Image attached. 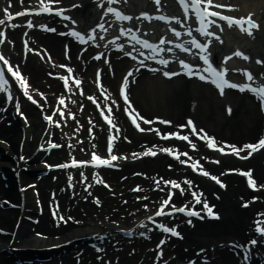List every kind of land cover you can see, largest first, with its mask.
I'll list each match as a JSON object with an SVG mask.
<instances>
[{
    "label": "bare ground",
    "instance_id": "1",
    "mask_svg": "<svg viewBox=\"0 0 264 264\" xmlns=\"http://www.w3.org/2000/svg\"><path fill=\"white\" fill-rule=\"evenodd\" d=\"M15 1L17 0H12V2ZM68 1L70 0H63L64 3ZM78 1L82 4L80 9L75 8L71 13L79 19L80 24L85 25L86 23H84V19L82 18L83 15L85 13L92 15L93 13V15L96 16V13L93 12L90 0H73L66 5ZM131 2L134 5L138 1L128 0V3H124L123 6L128 10L133 9L134 12L136 10L134 9L135 5L133 8ZM232 2H239L242 8H249L251 11H254V14L257 12L259 15L262 13L261 17L264 16V0H232ZM0 4H2L1 0ZM120 4L122 5L121 1ZM147 4L149 3L144 2L143 6L146 7L148 6ZM261 9H263V12ZM30 34L32 37L34 36L33 33ZM255 34L256 32L253 33L252 36L254 39H251V42L245 43V48L251 49L250 52L257 56L260 54L261 56L259 58L263 59L264 31L257 33V37H254ZM38 42L40 44H45L49 48L50 53L57 58L61 57L59 50L62 43L67 42L70 48L69 53L72 56L71 63H75L76 72H79L81 76L85 78L83 87L88 91L96 90L92 82L89 81V75H87L88 71L94 67L95 62L89 61L88 66L81 71V68H79L80 65L74 62L75 52L77 50L74 43L69 42L66 37L59 38L53 34L42 35V37L38 39ZM92 48H95L98 53L103 52L105 55H109L110 53L102 47L100 48L99 44L93 45L89 50ZM111 55H113V53H111ZM110 62L112 64L111 70H113L114 75L111 78L109 77V79L105 78L104 81L108 83L111 89L114 87L112 86L113 83L115 84L119 81L118 79L119 76H121L122 69L125 66H130V68H132L133 63L127 62V60L123 58L119 60L111 58ZM241 62L242 61H240V63ZM36 63V57L29 56L24 63L23 69L24 73L29 75V82H31V84L34 86H41L40 81L44 76L43 67L45 65L38 66ZM250 63H252V61ZM252 68L253 70L251 71L255 77H258L260 74L259 72L263 69L256 64H252ZM55 82L56 80L51 81V83ZM137 82V86L133 87L134 92L132 99H134L136 108L139 109L141 114L146 113L147 109L151 110L153 116L159 112V114H157L159 117L174 120L172 121L173 123L170 124L173 125L180 119V115L182 116L185 112V114H190L194 117L197 127L201 126L212 136L220 138V142H223V140H227V142L229 140L232 143L236 141L239 147H242L245 143H252L251 140L260 133L258 128V122L259 125L261 124V117L258 114L259 106L253 102L251 98L249 99L242 93L231 92L229 93L230 95L227 94L224 98L220 99L217 97L214 90L212 92L210 88L202 84L198 85L194 80L185 82L182 77L165 80L156 74H140ZM113 93L115 95V92ZM0 101H3L2 96H0ZM192 105H194L193 108H191ZM226 106L228 109L229 107L231 108V112H228L229 116L225 114ZM22 108L25 114H27L30 123L29 127L23 129L26 137L22 142V152H19L20 154H25L26 157L31 155L28 172H20L19 182H21V185H26L30 181H35L32 177L33 171L36 172L43 169L44 164L38 162V159L43 153L33 152V142L40 136V132L45 125L40 120V115L33 105L26 103ZM68 118L69 116H67L66 121H64L66 130L75 126L74 122L72 123ZM80 122L85 123L86 121ZM22 126L23 124L18 119L17 121H13L12 125L8 128L2 127L0 124V136L9 144V147L3 145L5 147L3 150H5L6 156L8 157L9 155L11 156L17 153ZM96 129L98 130V127ZM76 130L80 136V131L85 130V128H83V126H78ZM128 130L129 129H126V132ZM101 134L103 133L99 132L97 138L93 140V146L96 149H102L103 143L101 142ZM29 136H31V139L28 138ZM67 136L68 131L63 130H60L56 135V138L61 137L63 139L64 145L61 149L49 155L50 159L54 156H58V159H56L57 162L55 163L63 162L61 160L65 157H72V154H77L76 150L82 146L78 144L75 145L74 141L68 146L67 143L72 142V140ZM129 136L134 138V142L132 145L128 142H123L122 146H119L122 152L128 151H126L125 155L122 154V160L118 158L114 161L116 165L118 164L121 167V170L117 173L110 174L108 179L105 180L109 182L108 189L93 186L91 187L92 189L89 195V191L81 189L80 193L75 195L71 202H67V200L63 199L65 192L61 190L58 192V200H60L59 210L61 211L59 215L62 214L67 222L62 221L55 227L53 225V220L48 218L45 210L48 202L47 190L50 188L57 189L59 181L51 182L47 176L42 177L38 184V198L42 201L43 212L40 216L37 215L39 220L37 224L27 220L28 217H32L36 212L34 195L31 189L22 191V206L12 209L6 208L3 211L0 210V229L10 232V235L0 234V264H20L21 262H23L21 264H106V259L110 260L109 264H156L154 263L156 256L160 257L156 259L157 264H182V259L186 256L189 258L195 257L196 263L199 262L198 259L202 257L201 252H197L199 248H203L205 256L210 260L211 264H238V260L235 259L226 248L228 245H233L235 246L233 249L238 250L236 249V245L238 246L240 241L246 242V239L250 237V221L254 214H259L261 217L264 216V190H259L255 194L257 199L250 200L247 198L248 193L247 190L244 189V182L241 181L240 177L236 174L230 175L224 172V170L227 167L232 169L235 167V169H242L244 171L251 169L253 178L261 183L264 181V167L261 166L264 149H262L263 151L260 153L254 154L250 159L226 155L216 156L206 148L203 149L200 147L198 137L196 136H194L192 140L194 139V141L197 142L200 147L199 149L202 151L192 152L187 149L188 146L186 147L183 142L173 143L171 140L164 141L157 137L152 139L153 135L151 134L142 135L136 133L135 135L130 134ZM148 138L153 142H161V144L167 143L168 145H177L179 150L183 151L182 154L185 152L188 154L185 158L189 160V165L179 163L175 165L170 163L169 165H172V167L165 170L164 162L169 158L163 155V152H159L155 159L138 154L136 156L137 159L134 160L132 156L136 153L132 155L135 150L134 148L132 149L131 146H139L140 144L144 146V141ZM43 139H45V137ZM83 140V146L87 148V144L91 143L85 138ZM0 147H2L1 144ZM149 147L150 146L147 148ZM137 150L139 151V147ZM247 151L243 150L241 156ZM8 157L3 156L0 160V164L8 165L9 163L15 170L19 169L22 164L20 165L14 158L8 161ZM193 159H201L200 163L203 164V169H206L210 173L220 175V173L223 172L222 179L226 180L225 187H218L217 190L216 186L219 185L218 182H210L206 176L203 177L197 171L194 172L191 167ZM217 160L219 163L216 162ZM3 172L7 174L6 183H9V186L8 188L1 187L0 193H3V197L8 198L10 202H17L19 204V199L21 198L19 192L16 191L12 173L8 171V169H3ZM238 172L240 171H236L235 173L238 174ZM141 173L146 177L141 176ZM185 174L188 175L186 178H184ZM150 175H152L154 179H152ZM166 176L170 177V180L181 181L182 187L187 189L184 192L186 201H193V197L190 196L191 194L188 196V193L195 192L201 196L199 190H202L204 199H208V202L214 204L213 211H218L220 216L213 221L211 217L207 216L205 211H201V215H203L205 219L203 221L194 219L193 226H187L186 223L180 222V218L173 219L171 222L173 224H178V230L182 233L183 239L168 240V242L163 245L162 251L159 252L155 249V246L152 247V245H154L152 241L154 237L158 235L156 234L157 230L149 232L150 225L144 226V224H141V221L145 219L148 212L143 210L140 204H147L148 201L150 205L157 203L160 199L161 190L167 188L162 182V180L166 179L164 178ZM187 180L193 182L192 186L187 185ZM157 183H159L160 187H156ZM129 184L132 185L129 186ZM133 184L139 186L138 192L140 193L134 194V192L131 191L132 186H134ZM138 195L142 196L143 202L136 203L133 200V198ZM187 196L189 198H187ZM241 197L247 200L248 207H241L242 202L239 200ZM97 198L100 200L99 204L96 203ZM124 198L126 201H122ZM177 199L178 194L177 197L175 196L171 200L174 201ZM201 200L203 201L202 196ZM161 201L162 200H160V202ZM210 203L208 204L210 205ZM18 216H21L20 225L13 230ZM68 217L72 219H68ZM62 223L65 225H62ZM140 224L142 226H140ZM120 227L121 229L127 230L132 228L134 239H132L133 241L131 243L128 244L130 239L115 233V230ZM35 232H39L42 235L37 237ZM141 233H147V235L144 236L148 239L138 237ZM100 234L105 236V238L95 241L94 246L101 248L100 253H96L95 249L88 246L90 244L86 243H91L92 236L98 237ZM63 241H70V244L63 246ZM115 241H117L118 244L114 245ZM236 242L237 244H233ZM244 244L245 243H242L243 246ZM53 245H58L60 247L53 250L49 249ZM14 247H16V249L12 251L11 248ZM43 248L46 249L43 252L37 250ZM155 252L160 253V255H156ZM259 252V248L256 246L252 249V254ZM97 255H100L101 258L97 259ZM35 256L41 257L42 259L38 261L34 258ZM77 257H80V262L76 261ZM250 258L251 261L249 264H264L261 263V258H254V255ZM15 259L18 260L19 263H15Z\"/></svg>",
    "mask_w": 264,
    "mask_h": 264
},
{
    "label": "snow or ice",
    "instance_id": "2",
    "mask_svg": "<svg viewBox=\"0 0 264 264\" xmlns=\"http://www.w3.org/2000/svg\"><path fill=\"white\" fill-rule=\"evenodd\" d=\"M9 4H11L12 0H8ZM161 0H156V4H160ZM59 0H40V7H34V8H24L23 13L17 11L13 13L9 10L8 7L3 8L2 13L6 17L7 20H12L13 16H21L24 13L29 12H36V13H58L61 16H64V9L60 7H54L53 4H58ZM100 3L103 4L104 0H100ZM119 4L120 0H107V9L105 12V15L112 14L113 18L118 21H133V15L126 13L124 10H122L120 7H114L113 4ZM179 5L182 7V15H159L157 17L158 20L161 21H176L177 26H172L171 24H168V27L170 28L171 32L174 34V37L180 38L185 33L188 36L187 41H180V40H174V39H165V37L161 36L159 38L158 42H152L150 39L144 38L142 35H139L140 32L139 28H120V32L124 36L131 35V39L127 41V44L131 45L133 43H136L146 51H142L140 55L146 56L148 60L157 61L162 66H168L170 60H176L178 71L173 70H164V69H157L152 68V71H161L163 76L165 77H172L179 73H183L188 77H198L202 81L210 82L212 85H214L220 92L221 95L224 94L226 87H231L234 89H238L241 92L247 90L248 92L255 95V97L259 100L260 106L264 108V80H261L258 84L252 83V81L256 80L257 78L254 76L253 72L250 71L248 68L239 69V71L243 72L246 80L248 82L246 83H236L233 82L230 78L227 77L226 73L229 71L227 67H223L217 63L214 62L212 58L211 51L209 49L210 44L212 43V38H215L217 40H220L221 37L218 34L217 31L214 30L213 26L219 24L220 21L226 22V24L229 27L237 26L239 29L243 32H247L249 35L253 34V30L256 28H259V23L252 18V13H248L247 16H234L231 14H225L223 9H235L238 7L237 5L231 4V3H224L221 2V0H178ZM74 7L75 5H71ZM140 16L146 18L147 20L151 21L153 19V16L149 14L147 11H142L139 14ZM66 19H71V17H65ZM5 20L0 19V25L4 24ZM29 27L33 26V22L31 20L27 21ZM72 23L75 24L77 21L72 20ZM183 26L182 31L178 30L179 26ZM16 25L14 24L13 27ZM42 28H47L48 26L45 24L38 25ZM193 26H195V33ZM98 28L104 29V24H98ZM52 31H55V29H51ZM89 31L92 32L91 36H87L82 32L76 31L75 29H71L69 31V35L75 37L77 40H79L82 44L87 42L88 40H92L95 42V29H90ZM222 31V29H221ZM198 34V35H197ZM5 36L4 32H0V44L4 43L3 37ZM202 37L203 41L201 38ZM119 40V37L114 36L113 42ZM25 47L27 48V41L24 42ZM176 44V48H178L183 53H189L193 54L194 56L198 57L196 60H189L185 58H179L175 56H165V51L167 53H172L173 48H163L161 45L164 44ZM123 43H115V48L117 49H124ZM198 50L197 52H193V50ZM134 51H139L137 49H134L133 51L126 52L127 56L133 57V59L137 60L142 67L150 68L151 65L144 63V61L140 60L139 56H134ZM102 54L98 53L97 58H99ZM233 55L239 56L247 60L249 57L245 54V52L241 51L240 49H237ZM224 60H228V56L223 57ZM0 61L3 62L2 65H0V90L7 92V99L12 100V94L11 92L5 88L4 86L8 84V78H6V74H11V78H15V82L19 84L20 89L23 90V95L27 97L29 100H33V96L30 92V85L28 83V80L25 76L21 74V71L18 66L13 65L9 62L8 59L5 58V56L0 53ZM202 61V64L200 63ZM258 63L264 64V60L258 61ZM62 67H66L65 65H62ZM236 70V69H234ZM68 73H72L73 69L71 67L67 68ZM97 76L99 77V72L97 73ZM132 76V71L129 70L128 75L123 78V83L119 88V95L123 97V101L126 102L128 105L127 108L124 109V111L127 112L128 117L131 120V123L134 124L138 129L141 131H144V128H141L140 123L138 121H145V117L140 114L134 107H132V101L128 95L127 88L129 84V78ZM261 77H264V72L260 73ZM64 82V87H69V79L70 77L65 75L61 77ZM75 79V85L79 86L81 84V80L79 78ZM99 82V81H98ZM101 90H103V85L101 84ZM41 96H44V93H39ZM35 103H39V101H34ZM61 103H63V99H61ZM43 107V105H40ZM17 112L21 116L24 117L25 120H27V116H25L24 112L20 110L19 102L16 103V109ZM59 111L60 115H64V111L62 109H57ZM108 112H111V106L107 108ZM229 112H231V108L228 109ZM101 115H103L104 119L108 122L109 125L113 124L112 119L108 115H104L105 109L101 108L100 110ZM71 115V113H69ZM44 119L49 121L52 124H59V120H54L52 115H45ZM157 120H162V123L165 125H170L173 122L169 119H164L162 117H155ZM148 124L152 123L151 119L147 120ZM179 129L189 128L190 132L192 134H195V136L200 137L201 140L205 141L207 143V147L211 149H218L219 152L225 153L226 151H230L231 153L235 154L236 156H240L241 152L243 150L247 151V156H251L253 152L264 148V136H261L255 143H245L242 145V147H237L234 144H228L227 142H217L214 136L209 135L203 128L197 129V126L193 122L191 118H188L187 124L181 123L176 126ZM150 130V129H149ZM157 134H160V130L157 129ZM168 137H179L182 138L185 141H188V143L193 147H197L195 143L192 142V140L189 139V135L182 134L180 131H168L165 133L164 138L167 139ZM125 139H128L127 137H124ZM115 138L112 136L108 137V144H107V151L109 155L107 157L97 154L96 151H92L91 158L84 160V159H76L71 158L69 161H66L64 164H58V165H47L49 168L52 167H63L67 168L69 166L77 167V166H88L92 165L94 167H101V166H113V161H116L118 157L114 154H112L113 151V140ZM227 145V147H225ZM50 146H52L50 144ZM55 147H59L60 145H54ZM94 147V146H93ZM163 152L170 153L173 157H176L179 159V153L173 151L171 148L165 147L161 149ZM145 152H141V155H145ZM147 154H150L152 156H155L157 153L156 151H153L152 147H149L147 149ZM185 156H187V153H184ZM247 156L243 158H247ZM23 159V157H21ZM182 164H188L189 160L185 159L180 161ZM219 163V161H216ZM199 166V167H198ZM169 167H172V165H169ZM191 167L194 170L201 171L205 176H211V179L217 181L221 184V186H224L223 181H220L219 178L215 175H212L210 172L203 169V166L200 164L199 160H196L191 163ZM229 171H240L243 173L245 177H247V183L248 185L255 189L258 187L256 180L252 176V170L249 169L247 171H244L242 169H229ZM81 177H84V173H80ZM94 177H97V182L104 183L101 179L98 178V174L93 173ZM86 179V177H85ZM162 179V178H161ZM69 182H71V173L69 174ZM164 185H171L174 188L180 190L182 193L185 192L187 189L182 188L181 184L177 182L176 180H162ZM192 181L187 180V185L192 186ZM156 187H160L159 183L156 184ZM259 187H264V185H260ZM137 189H139V186H137ZM191 195L195 198L196 203H202L203 208L202 210H197L190 206H181L179 208H176L175 205H171L170 211L171 212H180L185 213L188 217H198L200 219H203L204 217L201 215V211H205L207 213L208 217H218V213L213 211L214 206H209L207 200H201V196L196 194L195 192L191 193ZM139 199V197H138ZM172 199V193L169 190L166 192V198L162 201V203L159 206V210L154 213L155 216H162L166 215L165 212L166 206L170 205V201ZM252 199H257V197L253 196ZM96 203L99 204L100 200L97 198ZM245 205H247V201L244 202ZM145 208L148 207L147 204L144 205ZM53 215H57L56 211H53ZM68 219H72L71 217H68ZM148 220H153L152 216L147 217ZM60 221L67 222L65 220V217L63 215L59 216ZM189 224H192V220L189 219L187 221ZM153 223H156V221H153ZM141 224H143V221H141ZM159 229H161L165 233H171L177 237L181 236V233L177 230V227L175 226H169L165 224L164 222H159L158 224ZM0 231H3V229H0ZM130 231V230H129ZM255 231L261 235V237H264V225H261L260 223H256L255 225ZM37 235H42L41 233H37ZM141 235H147V233H141ZM165 241L162 239L160 241V244H163ZM251 244L257 243L255 239L250 241ZM203 251V250H201ZM245 258H247L245 254ZM205 260H207V257H205ZM189 264H192V262H189Z\"/></svg>",
    "mask_w": 264,
    "mask_h": 264
},
{
    "label": "rangeland",
    "instance_id": "3",
    "mask_svg": "<svg viewBox=\"0 0 264 264\" xmlns=\"http://www.w3.org/2000/svg\"><path fill=\"white\" fill-rule=\"evenodd\" d=\"M148 115V114H147ZM258 125H259V122H258Z\"/></svg>",
    "mask_w": 264,
    "mask_h": 264
}]
</instances>
